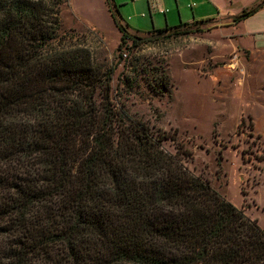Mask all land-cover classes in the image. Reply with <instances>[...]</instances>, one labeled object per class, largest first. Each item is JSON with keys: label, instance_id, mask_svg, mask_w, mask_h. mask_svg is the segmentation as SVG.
<instances>
[{"label": "trees", "instance_id": "16d2710c", "mask_svg": "<svg viewBox=\"0 0 264 264\" xmlns=\"http://www.w3.org/2000/svg\"><path fill=\"white\" fill-rule=\"evenodd\" d=\"M63 5L0 0V237L11 264H264L258 220L191 172L189 149H166L175 136L115 105V66L65 42ZM110 13L118 51L140 45Z\"/></svg>", "mask_w": 264, "mask_h": 264}, {"label": "rangeland", "instance_id": "374dc122", "mask_svg": "<svg viewBox=\"0 0 264 264\" xmlns=\"http://www.w3.org/2000/svg\"><path fill=\"white\" fill-rule=\"evenodd\" d=\"M71 1L77 2L64 0L62 6V37L71 45L87 47L101 63L115 66L111 83L115 105L156 133L175 136L176 141L164 142L166 149L172 153L178 145L189 149L193 158L184 163L191 172L209 180L264 229V65L249 66L245 74L237 53L217 58L236 42L223 40L221 33H254L264 28V12L208 39L204 38L216 26L185 29L138 46L128 40L120 52L119 36L102 34L78 19L69 9ZM202 38L216 43L215 59L210 58L212 47L208 53L199 44ZM233 60L235 66L228 69L227 62ZM254 114L259 115V133L254 130ZM243 117L246 123L239 128ZM8 242L0 237V264H11Z\"/></svg>", "mask_w": 264, "mask_h": 264}, {"label": "crops", "instance_id": "0c3cea01", "mask_svg": "<svg viewBox=\"0 0 264 264\" xmlns=\"http://www.w3.org/2000/svg\"><path fill=\"white\" fill-rule=\"evenodd\" d=\"M244 1H247L248 4H245ZM115 2L119 18L130 35L150 36L169 28L189 24L191 26L186 28L187 30L201 27V25L216 26V29L204 38L208 39L216 34V31L237 27L241 22L234 25L232 20L246 9L245 5L252 3L256 6L264 3V0H115ZM237 7H242L243 10L236 12ZM69 9L78 19L87 22L102 34L110 32L115 36L118 35L121 40L122 34L111 16L108 0H77L76 4L71 1ZM262 12H264V6L256 15ZM211 20L219 22L211 25L204 23ZM220 38L223 40L236 39V42L229 47L230 51L221 57L216 56V43L213 40L210 39L209 42L203 38L200 40L199 44L204 45L206 52L209 53V48L212 47L211 59L225 58L237 53L239 55L236 59L237 64L242 65L245 74H247L249 66L258 63L264 65V28L239 36L221 33ZM233 62L235 61H231L229 65L228 61L227 67L231 65L234 67ZM229 67L228 69H230ZM258 124L259 115L254 114V130L259 133L260 131L256 129Z\"/></svg>", "mask_w": 264, "mask_h": 264}, {"label": "water", "instance_id": "95a60500", "mask_svg": "<svg viewBox=\"0 0 264 264\" xmlns=\"http://www.w3.org/2000/svg\"><path fill=\"white\" fill-rule=\"evenodd\" d=\"M109 1V4L111 6L112 9H115L116 8V2L115 0H108ZM219 21H206L204 22L205 24H215ZM189 26H191V24L189 25H183V26H180V27H176V28H169V29H166L162 32H159L157 34H154V35H150L148 37H138V36H134V35H131L132 39L134 40H139L141 42H147V41H154V40H157V39H160V38H163L165 37L166 35H168L169 33L171 32H174V31H177V30H185L186 28H188Z\"/></svg>", "mask_w": 264, "mask_h": 264}, {"label": "built area", "instance_id": "2783aa9c", "mask_svg": "<svg viewBox=\"0 0 264 264\" xmlns=\"http://www.w3.org/2000/svg\"><path fill=\"white\" fill-rule=\"evenodd\" d=\"M124 57H127V54H124Z\"/></svg>", "mask_w": 264, "mask_h": 264}]
</instances>
